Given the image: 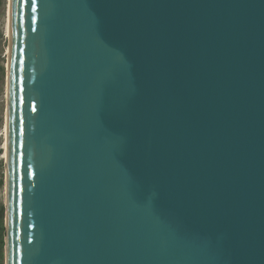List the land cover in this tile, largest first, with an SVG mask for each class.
Returning a JSON list of instances; mask_svg holds the SVG:
<instances>
[{"label":"water","instance_id":"obj_1","mask_svg":"<svg viewBox=\"0 0 264 264\" xmlns=\"http://www.w3.org/2000/svg\"><path fill=\"white\" fill-rule=\"evenodd\" d=\"M8 5L5 264H264V0Z\"/></svg>","mask_w":264,"mask_h":264},{"label":"rangeland","instance_id":"obj_2","mask_svg":"<svg viewBox=\"0 0 264 264\" xmlns=\"http://www.w3.org/2000/svg\"><path fill=\"white\" fill-rule=\"evenodd\" d=\"M8 0H0V264H5V119Z\"/></svg>","mask_w":264,"mask_h":264},{"label":"snow or ice","instance_id":"obj_3","mask_svg":"<svg viewBox=\"0 0 264 264\" xmlns=\"http://www.w3.org/2000/svg\"><path fill=\"white\" fill-rule=\"evenodd\" d=\"M118 146H124L127 147L128 145L125 142H118ZM173 239H175L177 242H181L183 240V236L178 231H171Z\"/></svg>","mask_w":264,"mask_h":264},{"label":"bare ground","instance_id":"obj_4","mask_svg":"<svg viewBox=\"0 0 264 264\" xmlns=\"http://www.w3.org/2000/svg\"><path fill=\"white\" fill-rule=\"evenodd\" d=\"M8 17H7V22H6V30H7V34L9 32V5H8ZM6 140H7V120L5 119V141H4V148H5V156H6V150H7V147H6Z\"/></svg>","mask_w":264,"mask_h":264}]
</instances>
